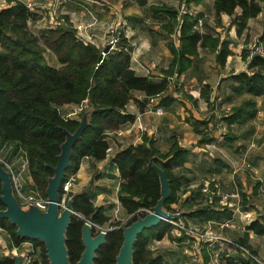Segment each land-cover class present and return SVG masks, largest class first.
Listing matches in <instances>:
<instances>
[{"label": "trees", "instance_id": "1", "mask_svg": "<svg viewBox=\"0 0 264 264\" xmlns=\"http://www.w3.org/2000/svg\"><path fill=\"white\" fill-rule=\"evenodd\" d=\"M133 1L141 7L148 3V0ZM203 1L183 0V3L188 6ZM261 3L264 4V0H214L213 11L215 17L219 18L220 14L231 17L239 9L240 14L230 19L239 36L246 29L248 20L261 13ZM150 10L154 15L163 14L170 21L176 20L177 12L172 8L150 6ZM35 16L31 9L19 1L0 10V151L8 153L9 158L16 154L24 155L32 188L46 199L48 179L53 176L50 168L56 165L60 146L65 141V132L73 134L84 115L87 124L80 139L72 147L64 180L77 172L83 159L91 158L99 162L106 158L109 135L135 120V116L126 111L129 103L134 102L143 111L147 110L148 98L161 97L164 106L173 104L174 99L171 94H166V78L156 80L139 77L130 68L131 49L123 34L119 36L115 48L100 61L102 49L79 38L71 28L56 26L34 35L28 29V23L34 21ZM177 23L179 47H170L172 61L165 76L186 71L198 48L215 53L216 64L224 66L231 52L228 43L220 40V35L213 37L200 33L196 29L197 18L192 20L188 15L181 16ZM46 52L56 58L58 68L48 64ZM242 59H246L245 54H242ZM231 79L253 97L264 95V57L254 55L249 58L246 71L231 76ZM135 94L141 95L142 99L136 100ZM205 99L208 102V98ZM83 102H86L87 108L79 115L80 120L65 118L60 113V107L64 105H80ZM236 114L234 112L224 118L225 122L228 125L236 122L239 110ZM208 135L203 134L201 144L213 141L212 138H205ZM189 153V149L180 146L174 138L169 150L163 153L145 135L142 136L141 144L118 151L112 159L120 178L117 198L128 220L125 223L110 222L103 211L93 205L86 193L76 195L72 202L74 215L65 233L68 263L77 264L79 261L84 250L81 242L82 227L85 221H89L100 228L109 225L105 231V242L95 252L93 264H115L123 242V229L138 218H143L160 198L159 177L151 163L162 170L169 183L170 197L163 204L164 211L181 213L184 222H196V219L221 222L232 219V212L217 204L219 198L213 197L209 202L210 199L201 193L202 187L192 202L187 199L179 202V196L184 193L182 186L188 173L185 163ZM194 199L199 202L196 203ZM177 203L180 209L175 210L172 205ZM4 208L0 202V210ZM263 215L264 212L260 215V221L255 220L245 226L246 233L236 241L250 252L247 232L264 237ZM0 228L14 247L18 248L25 242L31 244V264H49L41 241L17 237L16 226L6 219H0ZM173 229L169 223L162 221L144 230L134 243L131 264H163L162 258L151 249V244L163 238L176 242L187 239L184 234L172 237ZM91 233L95 236L98 230L92 227ZM12 258L8 255L0 259V264H14ZM222 260L225 264H253L239 255L222 257ZM202 261L204 264L209 262V256L203 253Z\"/></svg>", "mask_w": 264, "mask_h": 264}, {"label": "crops", "instance_id": "2", "mask_svg": "<svg viewBox=\"0 0 264 264\" xmlns=\"http://www.w3.org/2000/svg\"><path fill=\"white\" fill-rule=\"evenodd\" d=\"M15 1L31 3V10L36 16L34 21L28 23V29L34 35L53 28V20L49 15L51 6L49 0H10V3L8 0L0 1V10L13 5ZM98 2L103 3L104 6L98 5ZM213 2L214 0H204L198 5H192V8L196 11V29L200 33L213 37L220 35V40L228 43L231 55L227 57L224 66L220 67L216 64L215 53L198 48L196 56L191 59V66L186 71L165 76L164 73L172 61L170 47H179L178 23L175 20L177 23L175 25V22L170 21V18L163 14L154 15L150 6L168 7L177 11L179 8L177 0H148L147 5L143 7L133 0H87L86 5L96 15L99 24L89 32L93 40L91 43L103 49L106 46L107 27L117 21L120 24V21L115 19L121 18L125 26L120 30L131 49L130 68L139 77L156 80L166 78L168 80L166 94H171L174 99L173 104L164 106L161 104L162 98L159 97V105L164 110L162 116H157L153 111L145 109L140 111L134 102L129 103L126 111L134 115L135 120L132 124L118 130L120 134L109 135L106 158L99 162L91 158L81 161L76 172L77 183L73 187V195L86 193L93 205L100 208L110 222L120 221L118 216H126L117 198L120 178L112 159L118 151L141 144L143 135L154 142L157 149L163 153L169 150L173 138L180 146L189 149L190 153L185 163L188 173L185 175L182 186L184 196L181 202L186 199L192 202V198L198 196L201 186L196 183L197 181L203 182L204 178H216L219 180L222 193L239 194L241 214L251 216L256 209L260 217L264 212L258 208L259 206L262 208L264 204V95L253 97L245 93L239 83L231 79V76L246 71L250 58H248V44L252 36H257L259 43L264 47L262 41L264 4L261 3V13L249 19L246 29L238 36L236 26L230 23V19L239 15L240 10L237 9L235 15L231 17L220 14V17L216 18ZM60 13L73 25L89 22L86 12L74 3L60 6ZM242 53L246 55L245 60L241 57ZM45 58L51 67H59L51 53L46 52ZM205 97L208 98V102ZM134 98L140 100L142 96L135 94ZM77 106L64 105L60 107V113L62 116H69L70 119L79 120L78 115H72ZM238 110V120L228 125L224 118L234 112L236 114ZM203 134H209L205 138H212L213 141L209 144H201ZM244 163H248L257 170L258 179L253 180L250 173L241 168ZM10 164L20 173L24 193L30 194L33 191V183L27 172L24 155L16 154L10 160ZM252 200L259 203L254 204V207L251 204ZM198 202L196 200V203ZM217 204L232 212L235 223L239 225L243 222L232 207L223 206L220 203V198ZM175 205H172V208ZM195 223L203 227L206 221L196 219ZM108 226L105 224L101 228L107 230ZM213 229L215 233L235 241L242 239L246 233V231L229 230L234 233V237H230L226 233L228 229L219 230L215 226ZM247 234V244L251 251L255 252L257 248L254 247V243L260 236L250 231ZM183 246L184 242L163 238L151 244V249L155 255L162 258L163 264H193L191 261L194 260L183 253ZM13 250L18 253L17 256H22L26 252L32 253L30 243L25 242L18 248L14 247L6 233L0 231V259L13 255ZM203 253L209 256L206 244H199L198 256L201 263L196 262V264H204ZM256 253L264 261V248L257 249Z\"/></svg>", "mask_w": 264, "mask_h": 264}, {"label": "water", "instance_id": "3", "mask_svg": "<svg viewBox=\"0 0 264 264\" xmlns=\"http://www.w3.org/2000/svg\"><path fill=\"white\" fill-rule=\"evenodd\" d=\"M109 51V45L103 48L100 61ZM86 124V115H84L80 120L79 127L73 134L65 132V141L60 146V154L57 156L56 165L50 168L53 176L48 179V185L45 190L47 208L44 212L35 207H30L27 210L20 208L13 194L10 175L0 164V202L5 207L4 210H0V219H6L16 226L15 233L17 237L41 241L45 247L49 264H69L65 247V233L69 226L70 218L74 215L72 202L75 200L76 195L71 196L65 208L60 212L58 208L59 193L65 171L70 164L72 147L80 139ZM151 166L159 177L160 198L152 210L143 218H138L123 229V242L115 259V264H131L134 243L138 235L144 230L155 227L162 221L168 223V221L183 220L181 213L173 214L164 211L163 204L170 197L169 183L162 170L152 163ZM91 229L92 226L84 223L81 236L84 250L77 264H93V260L96 257L95 252L105 242V232H100L93 236ZM9 256L13 257L14 264H23L24 254L22 256Z\"/></svg>", "mask_w": 264, "mask_h": 264}, {"label": "built area", "instance_id": "4", "mask_svg": "<svg viewBox=\"0 0 264 264\" xmlns=\"http://www.w3.org/2000/svg\"><path fill=\"white\" fill-rule=\"evenodd\" d=\"M1 2H5L6 0H0ZM51 2L49 15L53 20V27L62 26L66 28L68 27V23L62 18L58 12V8L60 5L74 3L81 8H85L89 22L85 25L79 24L77 26H73L74 30L83 35L85 38L90 39V35H87L88 29L91 27L99 25L98 19L96 15L89 9H87V3L84 0H49ZM100 6H104L103 3H97ZM28 9L32 8L31 3L25 4ZM183 9L182 11H184ZM181 11V12H182ZM190 10H185L183 13L188 16L194 17L193 14L189 12ZM125 26L124 22H120L119 26L114 27V24H111L107 27L106 33L110 34V39L107 42V45L110 46V50H113L118 42L119 29H123ZM251 57L254 55H258L260 57H264L263 48L258 44L252 45L251 48ZM159 97H151L147 99V110L153 111L155 115L162 116L164 114L163 108L159 105ZM87 108L86 102L78 105L75 112L72 115H78L83 112ZM71 115V116H72ZM69 119V116L65 117ZM120 134L119 131L116 134ZM0 164L5 167V170L10 175L13 194L18 202V205L21 209L27 210L30 207H35L41 212H44L47 208V199L42 198L39 193L33 190L30 194H26L23 191L22 184L20 181V173L17 172L12 164H8L7 162L0 159ZM243 170H246L250 173V176L253 180L258 179L257 170L250 166L248 163H244L241 167ZM77 183V175L76 173L70 174L65 180H63L61 184V195L59 196L58 208L61 212L66 203L70 200L73 195V187ZM201 193L210 201L213 197L217 196L220 198V203L223 206L232 207L236 214L241 217V221L245 223L247 226L251 223L249 214H241L239 212L240 207V196L238 193H222L220 190L219 180L216 178H210L207 181L203 182V186L201 189ZM209 201V202H210ZM89 226L95 227L98 230V233L105 232L106 230L97 227L96 225L90 223L89 221H85ZM168 223L174 228L173 231L176 232V236L179 237L182 234L187 236V239L184 241L183 253L186 256L192 258L195 262L201 263V259L198 256L199 252V244H206L207 249L209 251V263L210 264H225V261L222 260V257L227 258L228 256L239 255L241 258L253 262V264H264L263 260H260L255 254L250 252L247 248L243 247L235 240L227 238L220 233H215L213 226L217 227L219 230H232V231H245L244 226H239L234 222L233 219L222 221V222H212L207 221L205 226L200 228L196 225L195 222H184L183 220L176 221H168ZM0 231H3L0 228ZM13 255L17 256L15 250L12 251ZM23 264H31L33 260V255L30 252L24 253Z\"/></svg>", "mask_w": 264, "mask_h": 264}, {"label": "rangeland", "instance_id": "5", "mask_svg": "<svg viewBox=\"0 0 264 264\" xmlns=\"http://www.w3.org/2000/svg\"><path fill=\"white\" fill-rule=\"evenodd\" d=\"M84 2H86L87 3V0H84ZM179 3V8H178V10L176 11L177 12V15H176V21L177 22H180V19H181V16H183V15H187V14H184L183 12L185 11V10H190L189 12L191 13V14H193L194 15V17H190V18H192V20H194L195 18H196V11L194 10V8H192L193 6L192 5H194V4H190V5H188V6H186L184 3H183V0H177V4ZM88 4V3H87ZM60 6H62V5H60ZM60 6H59V8H58V12H59V14H60V16L62 17V18H64L65 19V21L69 24L68 25V27H70L71 29H73L74 30V28H73V26H77V25H73V24H71L65 17H64V15L62 14V13H60ZM261 7H262V5H261ZM87 9H89L88 7H86ZM85 8H82V10H84ZM183 9H185L184 11H182ZM90 10V9H89ZM182 11V12H181ZM85 12V11H84ZM115 13H117V12H115ZM87 15V14H86ZM115 20H119L120 22H121V18H118V17H116V19ZM118 22V21H117ZM117 22H115L114 23V27H115V24H116V26H118V24H119V22L117 23ZM79 25V24H78ZM83 25H85V24H83ZM62 27V26H61ZM96 27H98V25H96V26H93V27H91V29H88V31H87V35H90V31L91 30H93V28H96ZM63 28H66V27H63ZM75 33H76V35L79 37V38H81V39H83V40H85V41H87V42H92L93 40L91 39V35H90V39H87V38H85L83 35H81L80 33H78L77 31H75ZM119 36L122 34V32H121V30L119 29ZM119 36H118V38H119ZM109 39H110V34L109 33H106V39H105V44H106V46H108L107 45V42L109 41ZM248 42V41H247ZM258 42H259V40H258V38H257V36H252L251 37V39H250V41H249V44H248V48H249V50H248V53H249V56H248V58L250 57L251 58V55H252V53H251V50H250V48H251V46L252 45H255V44H258ZM259 45L263 48V51H264V47L262 46V44L261 43H259ZM105 48V47H104ZM103 50V49H102ZM243 54V53H242ZM242 57V56H241ZM81 114V113H80ZM80 114H78V116L80 115ZM70 119V118H69ZM80 120V119H79ZM8 153H6V152H4V150L3 151H0V159H2L3 161H5V162H7L8 164L10 163V159H12V157H10L9 158V154L7 155ZM16 167V166H15ZM4 169H5V167H3ZM14 168V167H13ZM15 169V168H14ZM210 178H204L203 179V182L204 181H207V180H209ZM203 182H201V181H197L196 183L197 184H199L201 187H202V185H203ZM250 183V182H249ZM182 189H184V188H182ZM184 191V190H183ZM243 194H245V193H243ZM183 194H181L180 196H179V198H180V200H182V198H183ZM184 200V199H183ZM202 200L204 201L205 200V198L203 197L202 198ZM256 200H252V203L251 204H258L259 202H255ZM179 202H181V201H179ZM183 202V201H182ZM181 202V203H182ZM262 204V203H261ZM242 206V205H241ZM246 206V205H245ZM245 206H243L245 209H248V208H246ZM252 206V205H251ZM254 207H255V205H254ZM251 208V207H250ZM258 208H260L261 210H264V204L262 205V208L259 206ZM173 209H175V210H178V209H180V204L179 203H177L175 206H174V208ZM119 217V219H120V221L119 222H122V223H125L127 220H128V216L126 215H123V216H118ZM250 218V220H252V221H255V220H260V217H259V215H258V211L255 209V213L254 214H251V216L249 217ZM251 221V222H252ZM239 222H240V220H239ZM237 224V223H236ZM250 224V223H249ZM239 226H246L245 225V223H243V222H240V224H239ZM227 232V234H228V236H230V237H234V233H232V232H230L229 230H226ZM240 232H243V231H241V230H239ZM171 236L172 237H177L176 236V232L175 231H171ZM263 245H264V237H258V239H257V241L254 243V247L255 248H257V249H263L264 247H263ZM257 249H256V251L254 252V254L260 259V260H263V259H261V257H259L258 256V254L256 253L257 252ZM261 256V255H260ZM263 258V257H262ZM193 264H196V262L195 261H191Z\"/></svg>", "mask_w": 264, "mask_h": 264}]
</instances>
